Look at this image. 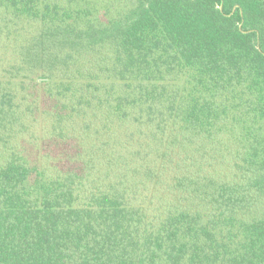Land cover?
I'll return each mask as SVG.
<instances>
[{
    "label": "trees",
    "instance_id": "trees-1",
    "mask_svg": "<svg viewBox=\"0 0 264 264\" xmlns=\"http://www.w3.org/2000/svg\"><path fill=\"white\" fill-rule=\"evenodd\" d=\"M0 264H264V0H0Z\"/></svg>",
    "mask_w": 264,
    "mask_h": 264
}]
</instances>
